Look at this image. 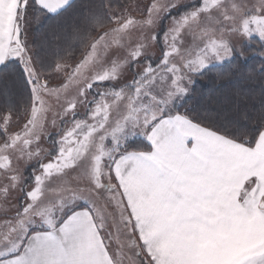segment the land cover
<instances>
[{
	"label": "rangeland",
	"instance_id": "obj_1",
	"mask_svg": "<svg viewBox=\"0 0 264 264\" xmlns=\"http://www.w3.org/2000/svg\"><path fill=\"white\" fill-rule=\"evenodd\" d=\"M155 3L161 6L159 13L153 6L154 0L109 5L110 22L89 35L78 57L62 58L64 67L60 71L55 66L45 70L37 64L32 32L37 24L26 22L21 27L17 55H22L25 61L31 57L29 70L34 69L36 83L31 89L26 79L23 105H12L0 114V150L13 151L17 162L15 170L0 169V238L10 226L27 230V235L40 229L52 230L70 211L87 209L112 252L119 251L123 264H131L134 236L131 225L126 227L123 223L127 213L122 214L123 201L119 188H113L116 179L110 173L115 166L113 161L122 154L150 145L146 135L134 127L136 117L157 107L175 113L172 106L190 95L197 72L228 60L242 52L245 42L260 37L258 33L243 35L246 28L250 33L255 26L264 27V12L253 11L260 0H155ZM193 12L198 13L196 19L173 41L181 18ZM32 13L25 16V21L32 20ZM44 16L41 11V20ZM229 37L233 40L228 54L211 59L192 72L193 83L186 85L187 94L174 97L168 104L161 103L171 79L167 69L177 63L181 52L190 51L194 45L197 50L205 46L223 48ZM173 43L178 52L171 51ZM13 60L20 67L21 62ZM150 80L146 92L140 89L141 84ZM141 91L145 92L142 96ZM152 96L157 100L149 103ZM231 148L237 156L252 151L241 145ZM255 151L259 152L256 159L244 156L231 167L219 160L224 162V178L234 179L235 184L239 180L240 190L248 175L264 176V148L260 141ZM257 161L259 167L248 172L247 168ZM23 164L25 168L20 171ZM225 189L230 190L227 194L233 189L237 193V187ZM249 196V207L236 201L226 202V209L231 206L245 213L247 218L241 220L247 223L244 225H264L261 210L264 181Z\"/></svg>",
	"mask_w": 264,
	"mask_h": 264
},
{
	"label": "snow or ice",
	"instance_id": "obj_2",
	"mask_svg": "<svg viewBox=\"0 0 264 264\" xmlns=\"http://www.w3.org/2000/svg\"><path fill=\"white\" fill-rule=\"evenodd\" d=\"M67 2L68 0H63L58 7H50L45 0H19L15 9L14 28L20 30L21 22L38 25L41 21V10L55 13ZM153 6L156 13L162 10L155 0ZM30 8L34 9L32 20L25 21V15ZM257 10L264 12V0H260L259 5L253 6V11ZM197 15V12H193L181 18L179 27L174 30L173 41L185 27L196 19ZM251 33H258L261 38H264V27L255 26L250 33L246 28L243 35ZM71 39H76L75 33ZM201 40L204 41V39ZM232 40L229 37L223 48L212 46L209 49L205 46L197 50L198 46L194 45L190 51L181 52L177 63L171 64L167 69V72L171 73V79L170 83L165 86L166 95L161 103L168 104L173 101L174 97L187 94L189 87L186 85L190 86L193 83L191 73L204 67L209 60L227 55ZM171 51H179L175 43ZM13 58L21 62L18 72L26 77L32 89L36 81L33 79L34 69L29 70L31 57L29 56L25 61L22 55L9 54L0 57V64L7 66L6 62ZM63 67V63L57 61L55 70L60 71ZM147 71H152V69H147ZM160 78L164 79L163 76ZM248 79H253V77H248ZM150 84L151 80L141 84L140 89L146 92ZM145 92L141 91L140 96ZM156 100L157 97L152 96L149 103ZM142 107H147V105H142ZM134 127L146 135L151 146L150 150L132 151L113 161V165L118 162L121 165L126 188L134 185L138 180L143 181L139 191L130 190L127 196L123 189L119 190V197L123 201L122 214L127 213V216L123 217V223L126 227L131 225L130 231L134 236L135 251L130 260L131 264H164V261L168 259L163 255L165 251L172 253L176 251L177 245L186 243L180 232L186 218L181 217L177 211L178 206L182 207L180 202L186 200V194L179 190L178 185L186 181L178 178L179 173L176 169L192 163L206 172L211 167V162L215 160H223L231 167L232 164H238L244 156L256 159L259 156V152L255 151L258 140L264 148V121L261 122L257 134L250 140L248 135H244L243 138L231 136L217 128L194 121L184 113H169L157 107L155 110H149L137 116ZM232 145H241L252 151L237 156L232 151ZM202 156L207 160L201 159ZM258 167L259 162L257 161L248 167L247 171L252 172L253 168ZM119 173V169L110 173L116 179L114 190L118 189L121 183L118 178ZM261 181H264V176L259 178L256 174L247 176L238 197L241 205L249 207L247 203L250 199L249 193L253 188L258 191ZM129 199L133 204L137 199L148 202L143 209L137 210L136 218H133V207L129 206ZM148 204H151V207ZM261 210L264 211V209ZM76 216L77 213L68 216L60 224L59 234L50 238L43 237L39 232L28 236L27 230L20 231L17 227L10 226L7 234L0 238V264H46L42 257L52 249L65 256L72 255L75 241L82 228V225L75 223ZM193 219H197L202 225L201 239H212L218 233L225 231H231L233 236L245 237L237 246L234 264H264V225L228 224L223 218L216 219L214 223L199 218ZM20 228H24L23 221L20 222ZM89 251L94 250L89 248ZM108 257L110 264H123L119 251L109 253Z\"/></svg>",
	"mask_w": 264,
	"mask_h": 264
},
{
	"label": "trees",
	"instance_id": "obj_3",
	"mask_svg": "<svg viewBox=\"0 0 264 264\" xmlns=\"http://www.w3.org/2000/svg\"><path fill=\"white\" fill-rule=\"evenodd\" d=\"M128 1L73 0L55 14L41 10L46 16L32 30L38 66L50 70L62 58L78 57L89 35L110 22L108 6ZM73 33L76 39H71ZM6 63L0 68V114L12 105L22 106L27 94L26 77L19 74L18 63L13 59ZM172 111L251 140L264 121V38L252 37L242 52L197 72L190 95L176 101Z\"/></svg>",
	"mask_w": 264,
	"mask_h": 264
},
{
	"label": "crops",
	"instance_id": "obj_4",
	"mask_svg": "<svg viewBox=\"0 0 264 264\" xmlns=\"http://www.w3.org/2000/svg\"><path fill=\"white\" fill-rule=\"evenodd\" d=\"M72 1L68 0L67 4L55 13L65 9ZM18 2L19 0H0V57L9 54L17 55L18 53L19 37L20 33H22L21 27H25L24 22H21L19 26L21 31L14 28L13 21ZM45 3L50 7H58L63 3V0H45ZM32 11L34 9L30 8L25 16ZM46 13L55 14L53 12ZM2 65L0 64V68ZM145 138L147 139L146 136ZM147 150H150V148ZM27 158L29 157L27 156ZM2 159L3 163L1 162ZM201 159L207 160L204 156ZM27 162L31 161L27 160ZM25 164L20 166V171L24 170ZM15 168H17L16 154L11 150H0V169L8 171L15 170ZM118 169L120 170L118 178L121 180L119 190L123 189L125 196L128 195L130 190L139 191L143 181L138 180L134 185L126 188L125 177L122 174L123 170L119 162L114 166L113 172ZM176 171L179 173L178 178L186 181V183L178 185L179 190L186 194V200L181 201L182 207L178 206L177 209L178 214L186 218L180 229L181 237L186 243L177 245L176 251L172 253L165 251L163 255L167 256L168 259L164 261V264H234L237 246L245 237L233 236L231 231H225L218 233L215 238L201 239L200 231L202 225L199 224L197 219L193 218L204 219L210 223H214L218 218H223L228 224H247L241 221L247 218L245 213H242L239 209H233L231 206L226 209V202L228 204L239 202L238 197L241 194L240 181L238 180L235 184L234 179L226 180L224 178V162L220 163L219 160L212 161L211 167L206 172L192 163L186 164L182 168H177ZM226 187H237V193L234 194L235 189H233L231 194H227L230 193V190H226ZM147 203V201L137 199L133 204L132 200L129 199V206L133 207V218L137 217V210L143 209ZM148 206L151 207V204H148ZM73 213H77L75 223L82 225V228L75 241L72 255L65 256L61 252L52 249L46 252L42 259L45 260L46 264H57V262H61V264H110L108 254L113 252L108 240L101 237L103 235L102 230L97 226L92 212L87 209H77L70 211L67 217ZM209 213L211 215H208ZM65 219L52 230L49 228L40 229L32 231L28 236L35 232L41 233L45 238L58 235L60 224ZM105 232L107 231L105 230ZM89 248L94 251L90 252Z\"/></svg>",
	"mask_w": 264,
	"mask_h": 264
}]
</instances>
